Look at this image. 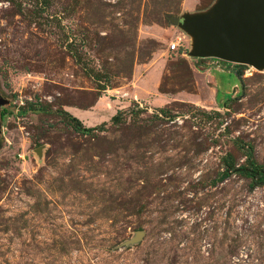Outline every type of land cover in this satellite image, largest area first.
<instances>
[{
    "label": "rangeland",
    "instance_id": "1",
    "mask_svg": "<svg viewBox=\"0 0 264 264\" xmlns=\"http://www.w3.org/2000/svg\"><path fill=\"white\" fill-rule=\"evenodd\" d=\"M217 1L0 0V264H264V68L179 26Z\"/></svg>",
    "mask_w": 264,
    "mask_h": 264
},
{
    "label": "water",
    "instance_id": "2",
    "mask_svg": "<svg viewBox=\"0 0 264 264\" xmlns=\"http://www.w3.org/2000/svg\"><path fill=\"white\" fill-rule=\"evenodd\" d=\"M179 26L192 38V58L264 68V0H218L211 12L184 16ZM7 103L0 95V108Z\"/></svg>",
    "mask_w": 264,
    "mask_h": 264
},
{
    "label": "trees",
    "instance_id": "3",
    "mask_svg": "<svg viewBox=\"0 0 264 264\" xmlns=\"http://www.w3.org/2000/svg\"><path fill=\"white\" fill-rule=\"evenodd\" d=\"M239 66V65H236ZM226 98H229V96H227ZM238 172H241L243 175L251 177L254 174H257V171L255 170H248V169H241ZM227 173H225L226 176ZM259 183H264V175L260 174V179H259Z\"/></svg>",
    "mask_w": 264,
    "mask_h": 264
},
{
    "label": "built area",
    "instance_id": "4",
    "mask_svg": "<svg viewBox=\"0 0 264 264\" xmlns=\"http://www.w3.org/2000/svg\"><path fill=\"white\" fill-rule=\"evenodd\" d=\"M175 48H176V44L173 43V44L170 46V49H171V50H174Z\"/></svg>",
    "mask_w": 264,
    "mask_h": 264
}]
</instances>
